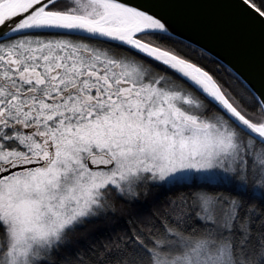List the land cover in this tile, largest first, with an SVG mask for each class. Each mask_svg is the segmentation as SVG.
<instances>
[{"label": "snow or ice", "instance_id": "1", "mask_svg": "<svg viewBox=\"0 0 264 264\" xmlns=\"http://www.w3.org/2000/svg\"><path fill=\"white\" fill-rule=\"evenodd\" d=\"M0 264H264V0H0Z\"/></svg>", "mask_w": 264, "mask_h": 264}]
</instances>
